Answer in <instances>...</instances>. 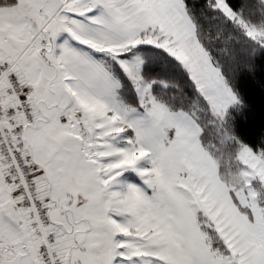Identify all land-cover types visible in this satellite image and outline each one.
Returning a JSON list of instances; mask_svg holds the SVG:
<instances>
[{
    "label": "snow or ice",
    "instance_id": "1",
    "mask_svg": "<svg viewBox=\"0 0 264 264\" xmlns=\"http://www.w3.org/2000/svg\"><path fill=\"white\" fill-rule=\"evenodd\" d=\"M0 264H264V0H0Z\"/></svg>",
    "mask_w": 264,
    "mask_h": 264
}]
</instances>
